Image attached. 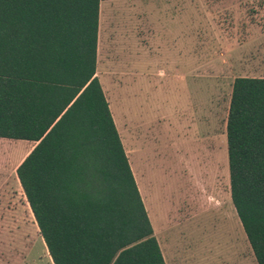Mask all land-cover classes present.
Segmentation results:
<instances>
[{
  "label": "trees",
  "instance_id": "trees-1",
  "mask_svg": "<svg viewBox=\"0 0 264 264\" xmlns=\"http://www.w3.org/2000/svg\"><path fill=\"white\" fill-rule=\"evenodd\" d=\"M101 1L0 0V139L36 143L16 177L52 264H165L95 76ZM226 149L264 264V78L233 80Z\"/></svg>",
  "mask_w": 264,
  "mask_h": 264
},
{
  "label": "rangeland",
  "instance_id": "rangeland-1",
  "mask_svg": "<svg viewBox=\"0 0 264 264\" xmlns=\"http://www.w3.org/2000/svg\"><path fill=\"white\" fill-rule=\"evenodd\" d=\"M118 1L120 7L113 4L107 14L121 23L118 33L139 31L141 12L148 9L156 19L160 7L158 0H129L136 8ZM190 1L195 14L186 4L189 18H180L174 33L187 31L188 21L195 24L196 66H183L189 58L186 37L179 81L172 77L177 66L168 65L176 52L158 53L154 47L141 60L122 55V66H97L96 76L108 106L115 108L117 123L109 110L123 150L133 157L152 201L149 222L165 264H256L230 199L226 118L233 80L264 78V0ZM102 6L109 8V2ZM161 26L151 29L157 34ZM118 42V51L133 49L128 42L120 45V37ZM35 145L0 139V264H52L16 177Z\"/></svg>",
  "mask_w": 264,
  "mask_h": 264
},
{
  "label": "crops",
  "instance_id": "crops-1",
  "mask_svg": "<svg viewBox=\"0 0 264 264\" xmlns=\"http://www.w3.org/2000/svg\"><path fill=\"white\" fill-rule=\"evenodd\" d=\"M106 1L109 2V8H106L107 10L103 9V6H102L103 1H101L102 3L100 2L99 4L98 31H97V43H96V55H95V66H96L95 76L97 74V71H96L97 66H122V62H121L122 55L129 56V57L133 55L135 57H140V60H141L142 56H147L149 50L154 47L156 49V52L158 53L163 52V50L165 53L169 51L176 52V58L172 60L170 63H168V65L177 66V71L173 72L172 77L177 78V81H179L180 73L178 70L179 68L178 66L183 65L181 64L179 56H180L181 47H184V45L181 42L185 41L186 37L188 40L187 46L189 48L188 49L189 58H188V64H184L183 66H196V57H195L196 27H195V24L190 25L188 21L187 31L183 30L180 32L179 30H176L174 33V24H178L180 18L183 21V19L187 17L186 12L184 11V6L186 4L188 6L189 4L192 5L194 9L192 13L194 15L195 14V2L190 1V0H158L160 1V4L158 3L160 7L157 10L158 15L156 16V19L155 17L153 18V16L151 15L152 11L149 12V10L146 9V11H144L143 14L141 12L140 17H137L138 24L141 26L139 27L140 29L139 31L135 29L132 32L131 30H129L128 32L125 31V32L118 33L117 27H119L121 23L119 21H116L118 19L117 17H115L116 15L113 14L109 18L107 14H108L109 9L110 10L112 9L113 4H114L115 9H118L120 7L119 1L118 0H106ZM126 3H128L129 6H131L130 8H136V6H134L135 2L127 0ZM100 5H101V11H100ZM118 12L120 11H116V14ZM142 16H144L143 19H141ZM187 18H189V15ZM167 23L171 24V26L169 27ZM156 24L162 25L161 28L157 31V34L154 33L151 29L153 25H156ZM112 26L114 27L113 29H112ZM133 35L135 36V38H134V41L132 42V40H130V37ZM126 36H129V38H126ZM119 37L121 41L120 45H125L128 42L129 45L133 47V49H131L130 47L123 46V49L121 51H118ZM190 44L192 45V50H191L192 59L190 58V54H191ZM190 60H191V63H190ZM144 62H146V60H144ZM123 66H126V65H123ZM132 66H138V65L133 64ZM108 107H110V110L113 114V118L115 119V122L117 123L118 118L116 115V111L114 110L115 108L113 104L109 102ZM122 142L124 143V140H122ZM125 146H126V143H125ZM127 150L128 151L126 152L131 151L128 147H127ZM125 155H128V154L125 153ZM130 159L127 158V161L129 160L128 164H130V167L132 169V172H131L133 173L132 176L134 175L133 178L136 179V176L133 171V162H134L133 160L134 159L132 156H130ZM206 162H208V165L211 166L212 161L210 162V159L206 160ZM207 172H209V170ZM140 174L142 175V173L139 171V175ZM211 180H212L211 176L209 175L206 181H211ZM136 183H137V179H136ZM138 190H139V187H138ZM139 192L143 199L142 191L139 190ZM143 202L146 205L145 199H143ZM146 210H147L146 214H148L149 216L148 219L151 220V223L154 222L153 221L154 219L151 217L149 213V209L147 207H146ZM157 220H158V217H157ZM152 230H153V235H155L156 230L154 226Z\"/></svg>",
  "mask_w": 264,
  "mask_h": 264
},
{
  "label": "bare ground",
  "instance_id": "bare-ground-1",
  "mask_svg": "<svg viewBox=\"0 0 264 264\" xmlns=\"http://www.w3.org/2000/svg\"><path fill=\"white\" fill-rule=\"evenodd\" d=\"M133 171H134V174H135L136 179H137V185L139 187V190L142 191L143 199H145V203H146L145 206L149 209V213H150L151 217L154 219V215H155V212L154 211L155 210L153 208L152 201L150 200V198H149V200L147 199L149 196L146 195L147 192L144 191V189H143L144 186H142V184L139 182V180L137 178V174H136V170H135L134 166H133ZM152 210H153V213H152Z\"/></svg>",
  "mask_w": 264,
  "mask_h": 264
}]
</instances>
